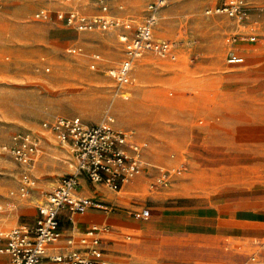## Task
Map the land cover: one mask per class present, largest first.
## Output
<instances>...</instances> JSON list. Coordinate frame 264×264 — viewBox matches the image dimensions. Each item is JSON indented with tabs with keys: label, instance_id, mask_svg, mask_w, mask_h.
<instances>
[{
	"label": "rangeland",
	"instance_id": "rangeland-1",
	"mask_svg": "<svg viewBox=\"0 0 264 264\" xmlns=\"http://www.w3.org/2000/svg\"><path fill=\"white\" fill-rule=\"evenodd\" d=\"M75 1L78 6L89 2ZM222 1L172 0L166 5L155 33L175 43L177 58L148 53L137 60L124 98L116 94L111 73L124 56L119 31L79 32L55 13L49 20L35 16L42 6H65L58 0H0V143L21 129L43 133L34 168L36 185L27 197L10 194L20 184V165L9 157L0 161V227L32 223L47 193L75 168L70 149L44 132L42 123L65 115L94 124L110 113L115 126L134 131L153 166L139 177L137 187L119 193L131 196L124 207L101 203L130 211L137 219L143 218L136 211L144 207L152 211L144 220L145 228L120 231L132 234V239L114 240L125 252L118 260L159 264L163 259L181 261L205 253L228 257L231 264H255L249 260L250 251L237 248L240 239L226 253L185 245L181 235L155 239L156 263L145 261L128 246L145 233L162 238L151 227L163 207H207L231 195L264 194V2L250 1L258 39L244 45L243 64L229 65L226 37L236 24L225 15L206 13ZM128 2L124 13L140 14L147 4V0ZM72 47L82 51L70 53ZM239 113L249 117L248 129L232 127V116ZM201 141L211 149L206 158L195 160L192 148ZM231 148L245 149L234 150L235 163L248 166H225ZM157 167L170 170L171 181L151 190ZM64 224L71 227L69 221Z\"/></svg>",
	"mask_w": 264,
	"mask_h": 264
},
{
	"label": "built area",
	"instance_id": "built-area-1",
	"mask_svg": "<svg viewBox=\"0 0 264 264\" xmlns=\"http://www.w3.org/2000/svg\"><path fill=\"white\" fill-rule=\"evenodd\" d=\"M58 1L65 6L56 9L42 6L35 16L49 20L55 13L60 21L79 32L119 31L124 56L111 71L119 96L128 98L125 90L131 81L135 63L146 54L153 53L173 60L177 58L175 43L159 38L155 33L161 10L172 0H149L141 20L108 15V0H97L102 13H87L75 0ZM251 10L250 0H225L206 10L207 14L225 15L236 24V29L226 37L230 47L226 59L229 65L243 64L244 45L258 39V26L249 21ZM80 51L79 47L69 49L70 53ZM94 56L100 57L98 54ZM114 122L113 116L108 113L103 121L94 124L85 122L79 116L65 115L42 123L44 132L70 149L75 168L63 175L47 193L38 207L34 224L22 223L0 230V256L8 255L12 264H43L47 259L56 264H111L103 247V234L110 231V226L94 224L86 230L76 229L66 235L61 227L60 215L62 211L82 213L89 208H106L101 201L78 193L82 177L118 191L153 167L146 161L144 146L134 131L118 128ZM42 137L43 133L21 129L13 133L7 142L0 143V161L4 157L12 158L22 169L18 188L10 191L12 196L25 198L35 187L34 168L41 155ZM157 168L159 172L150 183L151 190L171 181L170 170ZM135 214L148 219L152 211L144 207ZM63 238L67 240L66 247L50 252V247ZM251 261L264 264V259L255 255L251 256Z\"/></svg>",
	"mask_w": 264,
	"mask_h": 264
},
{
	"label": "crops",
	"instance_id": "crops-1",
	"mask_svg": "<svg viewBox=\"0 0 264 264\" xmlns=\"http://www.w3.org/2000/svg\"><path fill=\"white\" fill-rule=\"evenodd\" d=\"M110 4V10L108 15L120 17L123 19L141 20L145 16V10L147 4L144 7L142 13L125 12L126 5L129 0H108ZM225 0L221 3L222 4ZM251 1V0H250ZM264 2V0H261ZM80 7L87 13H102L101 7L97 0H93L86 4H80ZM253 13H251L250 22ZM259 31V26H258ZM235 123H234V122ZM258 119V123L260 122ZM233 128L238 129L241 125L242 129H248L250 126L249 117L243 113L235 114L232 116ZM259 127V126H258ZM50 135V134H49ZM52 136V135H50ZM54 138V137H53ZM216 144V143H214ZM213 146V145H212ZM211 148L207 146L203 141L198 142L194 149L192 148L195 160H202L201 158L207 157V150ZM229 150V149H228ZM234 150H245L239 148H231L232 153L227 155V162L225 166L227 168H233L234 166L246 165L247 163H235L236 155ZM244 157V156H242ZM242 159V158H241ZM74 171V170H73ZM143 175V174H142ZM140 175V176H142ZM126 183L120 190L115 191L104 184H95L90 182L86 177H82L81 186L78 189V193L83 196L97 199L101 202L111 203L114 205L122 206L128 203L131 196L119 194L122 190H130L137 187L139 183V177ZM107 187L110 190H107ZM126 187V188H125ZM112 190V191H111ZM117 192V193H114ZM229 198V199H228ZM234 199V200H233ZM45 200V199H44ZM219 201V202H218ZM39 207V206H38ZM106 208H89L82 213H71L69 211H62L60 215L61 227L65 231L66 235L74 232V230H86L94 224L108 225L110 231L103 234V247L106 251V256L111 264H126L118 258L125 256L122 246H116L117 237H123L125 240H131L132 234H121L123 229H132L135 231L145 228L144 220L137 219L130 215V211L125 209L106 205ZM165 210L160 215V219L153 220L152 229L159 230L163 235L162 238L156 235L143 234L138 243L128 245L131 250H137L138 255H142L145 261L150 263H156V256L154 254V248L156 245L155 239L175 238V235H181L185 239L183 243L185 245H199L204 248H212L217 252H223L232 247L234 240L240 239V244L237 248L242 251H250V256H257L259 259H264V194L255 191L252 194L235 196L231 195L225 199L217 200V203L212 206L205 207H184V206H167L163 207ZM38 209L34 216V224ZM152 216V215H151ZM65 221L71 223V227L67 228L64 224ZM9 228L1 226L0 230ZM160 238V239H159ZM67 245L66 238H63L56 244L50 247V252L63 249ZM203 248V249H204ZM218 254V253H217ZM255 264H259L254 262ZM0 264H12L8 255L0 256ZM43 264H56L50 260H45ZM159 264H231L228 257L212 256L211 254L200 253L197 257L188 260H169L164 259Z\"/></svg>",
	"mask_w": 264,
	"mask_h": 264
}]
</instances>
